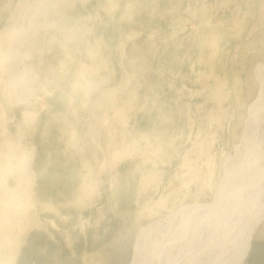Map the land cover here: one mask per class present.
<instances>
[{
  "label": "rangeland",
  "instance_id": "1",
  "mask_svg": "<svg viewBox=\"0 0 264 264\" xmlns=\"http://www.w3.org/2000/svg\"><path fill=\"white\" fill-rule=\"evenodd\" d=\"M0 40V184L34 174L0 264H164L166 236L141 229L214 203L209 169L258 94L264 0H0ZM259 220L225 264H264Z\"/></svg>",
  "mask_w": 264,
  "mask_h": 264
},
{
  "label": "bare ground",
  "instance_id": "2",
  "mask_svg": "<svg viewBox=\"0 0 264 264\" xmlns=\"http://www.w3.org/2000/svg\"><path fill=\"white\" fill-rule=\"evenodd\" d=\"M17 37V33L11 34L10 45L7 47V56L14 61L7 66L9 84L19 81L25 70L18 67ZM255 72L258 94L247 107L242 140L239 145H232L233 151L221 153L219 160L209 169L210 173L216 167L221 170L214 203H206L208 206L204 203L206 207L201 208L202 205L195 202L191 210L179 211L174 215L178 218L174 222L175 230H171L173 234L170 237L167 232L170 231V226L174 225L173 214L168 221L164 219L159 221V224L154 222L141 229V237L149 243H153L158 237L166 236L161 241V246H158V240H155L157 242L152 252L156 253L157 262L160 263L161 260L164 264H225L233 260L237 250L246 252L255 225L264 217V63H260ZM9 91L12 96L14 92ZM25 116L31 117L32 114L26 112ZM7 151L6 146L5 153L9 155L10 152ZM32 179L34 174L29 173L25 178L19 176L17 184L13 187H3L0 184V242L7 239L11 229L15 227L20 217L19 211L25 207L24 198L31 188L29 183ZM245 229L243 238L240 231ZM146 243L145 247L147 244L149 246V243ZM10 253L11 260L14 255L11 249ZM139 260L141 261L140 258Z\"/></svg>",
  "mask_w": 264,
  "mask_h": 264
}]
</instances>
